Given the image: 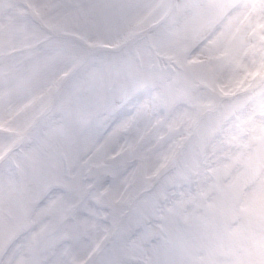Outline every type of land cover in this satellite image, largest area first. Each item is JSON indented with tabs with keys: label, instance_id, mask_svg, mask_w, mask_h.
I'll return each instance as SVG.
<instances>
[{
	"label": "rangeland",
	"instance_id": "374dc122",
	"mask_svg": "<svg viewBox=\"0 0 264 264\" xmlns=\"http://www.w3.org/2000/svg\"><path fill=\"white\" fill-rule=\"evenodd\" d=\"M46 2L51 3L39 19L49 32L62 35L75 31L85 35L90 41L95 39L110 44L120 40L124 31L129 29L132 32L136 28L134 22L137 18L142 21L146 12L141 11L145 7L152 10L154 5L160 4L157 10L151 12L137 26L138 31L146 30L157 23L171 5V0H5L1 3L0 56L12 54L14 51H19V54L0 58V160L10 153L11 147L20 144L0 163V248L10 236L29 224L30 201L33 203L37 195L42 196L45 188L52 183L64 181L61 153L67 154L73 164L75 160L97 152L88 165L97 167L96 173L101 176L98 180L102 177L104 180L105 177L102 166L110 167L114 175L117 174V178L124 169H131L129 166L135 161L132 160L134 155L142 158L140 162L143 173L146 172V176L150 178L143 177L133 196L128 198L125 207L133 202L135 206L120 227L119 220L124 215L125 208L116 207L110 193L100 199L111 215L109 225L101 233L109 244L103 256L106 260L103 264H264V129L255 134L246 121L241 119L244 117L227 132L220 128L223 116L230 112L228 116L233 115L236 107L242 106L241 102L246 97L251 100L264 94L263 12L243 24L241 32L239 22L245 21L243 17L246 10L235 13L221 32V37L213 44L208 43L198 54V59L202 62L198 66L192 62L178 74L179 80L186 83L187 91L181 86L166 85L161 92L162 102L168 105L163 118L159 115L161 105L152 111L133 96V89L142 88L150 82L130 81L123 76L122 71L114 68L102 69L98 66L100 56L97 54L77 75L73 86L74 90L78 89L77 92H68L45 113L53 101L56 88H59V84L58 87H53L51 81L58 74L72 69L80 53L75 47L59 49L57 45L54 47V51L58 53L55 57H36L37 53L31 49L42 39H47L48 34L41 31V26L37 30L35 25L14 24L13 19L4 16V8L13 5L15 9L18 8V11H14L18 14L14 18L26 19L34 11V7ZM240 3L241 0H181L178 10L171 11L161 26V31L156 34L160 51L167 54L166 56L176 58V62L184 63L185 66L187 50L195 42L205 38L216 18L220 17L221 11L230 4L231 7ZM116 18L118 25L115 24ZM93 22L94 27L87 28ZM235 31L237 35L230 42ZM94 33L99 37L89 38L91 35L95 36ZM90 47L96 48L95 45ZM238 60L241 62L235 63ZM131 63L126 62L135 67ZM177 67L183 68L182 64ZM230 67L233 68L234 75L228 72ZM226 75L231 77H224ZM253 77L259 79L252 81V86L250 83L239 84L241 79L249 80ZM111 82V87L116 88L111 95H104V90ZM257 85L259 86L255 89ZM252 89L255 90L249 91ZM229 93L236 96L232 101L235 102L232 105L224 103L219 112L212 114L211 111L222 96ZM181 101L188 107L184 109L183 126L179 125L177 114ZM134 104L140 105L136 108L137 120H134L129 131L130 138L136 139L141 134L143 142L136 153L132 152L135 150L134 145L131 147L133 149L127 150V155L121 161L111 163L110 150L103 144L102 136L110 119H114L116 113L134 107ZM99 111L106 113L97 121L95 117ZM260 111H264V103ZM43 113L45 116L34 131L28 134L27 130ZM204 114L208 115L196 131L193 143L186 149L177 172L165 177L155 192L136 201L143 189L151 183L152 174L163 173L166 168L161 163L165 160L170 164L178 145L190 137L198 118ZM258 116L253 115V119L258 120ZM260 117L264 119V112ZM212 130L218 132L220 138L212 146L213 151H210L217 161L210 162L209 155L207 156L209 153L198 154L197 151ZM110 133L114 134L113 131L108 132L107 137ZM134 135L135 138H132ZM169 144L172 145L168 148ZM147 147L150 149L149 156L143 154ZM19 156L25 176L16 182L14 178L19 166ZM209 164L213 170L207 174ZM203 165L205 169L202 172ZM84 169L78 182L76 181L77 184L71 182L74 187L81 186L83 196L74 194L62 199L51 213L57 233L51 237L43 236L46 238L34 242L32 248L35 257L32 260L22 256L23 247L18 248L15 255L19 254L24 260L20 258L17 264H45L49 250L67 234L77 242L83 240V234L87 232L79 229L73 218L84 207L77 206L89 190H101L102 184L107 183L106 179L101 180V186L97 187L100 181H90ZM232 172L233 180L227 181ZM83 174L85 175L82 176ZM175 178L173 183L176 182L178 187L171 189L168 184ZM199 179L201 185L195 195L193 190H185ZM246 184L248 195L245 203L238 207L241 209V219L231 223V217L235 213L234 194ZM86 186L87 191L84 189ZM91 193L92 197H98L97 192ZM163 193L173 194L172 202L175 203L171 208L170 205L167 206L164 216H159L156 209ZM198 201L202 206H207L205 211L197 210L201 206ZM90 202L91 200L86 201L88 205ZM112 203L115 207H111ZM186 203L191 204L190 213L184 209ZM49 216L50 212L46 217ZM141 224L147 225L148 229L139 237H133ZM152 235L154 242L149 246L147 240ZM15 262L17 259L12 257L5 264Z\"/></svg>",
	"mask_w": 264,
	"mask_h": 264
},
{
	"label": "bare ground",
	"instance_id": "6f19581e",
	"mask_svg": "<svg viewBox=\"0 0 264 264\" xmlns=\"http://www.w3.org/2000/svg\"><path fill=\"white\" fill-rule=\"evenodd\" d=\"M240 25H241L240 30H242L243 24L240 23ZM221 35H222V33H218V34H216V36L210 41V44H213L217 39H219V38L221 37ZM226 49H227V47H226ZM238 62H241V61L238 60V61L235 62V63H238ZM228 72H231L232 75H234V71H233V68H232V67L229 68V71H228ZM224 77H226V78H230L231 76L226 75V76H224ZM129 120H130V119H126L125 121L121 122L120 125H118V126L114 129V131H113L114 134L110 133V135L107 137L106 141L108 142V141L112 140L114 136L119 135L120 130H122V129L125 127V125L128 123ZM257 122H258V121H257ZM257 122H256V123L254 124V126H253L254 131H258V130L262 129L261 126H260V124H259V122H258V123H257ZM116 149H117V147H115L114 149H112V150H111V153H112L114 150H116ZM143 154H144L145 156H149V154H150V149L147 147V148L143 151ZM76 168H77V169H76V171H77L78 168H81V164L78 163V164L76 165ZM126 175H127V174H126ZM126 179H127V178H126ZM126 179H125V176L119 178L118 181H116V183H115V185H114L112 191H116V192H117L118 189L123 185V182H124ZM61 200H62V198H61L60 195L51 196V197L48 199V201L44 204V208H43V210L38 212V213H39L38 218L40 219V218H41V215H42L43 213L49 212V211H50L54 206H56ZM79 224H80L82 227H86L87 229L93 227V224L91 223V221H89L88 218H81L80 221H79ZM34 240H35V237H34V236H31V237H29V238L27 239L28 242H27L26 244H30V243H32ZM18 245L20 246V244H18ZM19 246H18V247H19ZM79 247H80L81 249H84V248L86 247V244L81 243V244L79 245ZM14 252H15V251H14ZM14 264H17V263H14ZM51 264H60V262H58V261L55 260V261H53V263H51Z\"/></svg>",
	"mask_w": 264,
	"mask_h": 264
}]
</instances>
